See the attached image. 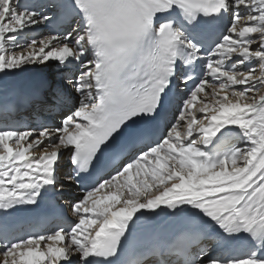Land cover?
Segmentation results:
<instances>
[{"label": "snow or ice", "instance_id": "snow-or-ice-1", "mask_svg": "<svg viewBox=\"0 0 264 264\" xmlns=\"http://www.w3.org/2000/svg\"><path fill=\"white\" fill-rule=\"evenodd\" d=\"M0 264H264V0H0Z\"/></svg>", "mask_w": 264, "mask_h": 264}, {"label": "bare ground", "instance_id": "bare-ground-1", "mask_svg": "<svg viewBox=\"0 0 264 264\" xmlns=\"http://www.w3.org/2000/svg\"><path fill=\"white\" fill-rule=\"evenodd\" d=\"M39 33H43L44 35H47V33L43 32L42 28H37L34 30V35H37V38H39ZM26 78H30L33 79L31 74H23L21 76V81H23V79L25 80ZM68 165H69V161H68V156H67V152L65 151L63 154V160L61 162V170L65 171L68 169ZM77 195L79 196V194L77 193ZM61 203H63V201H61ZM68 215L71 216L70 211L68 212Z\"/></svg>", "mask_w": 264, "mask_h": 264}]
</instances>
